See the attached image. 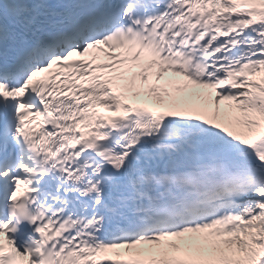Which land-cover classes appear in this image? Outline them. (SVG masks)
I'll use <instances>...</instances> for the list:
<instances>
[{
	"label": "snow or ice",
	"instance_id": "obj_1",
	"mask_svg": "<svg viewBox=\"0 0 264 264\" xmlns=\"http://www.w3.org/2000/svg\"><path fill=\"white\" fill-rule=\"evenodd\" d=\"M0 264H264V0H0Z\"/></svg>",
	"mask_w": 264,
	"mask_h": 264
}]
</instances>
